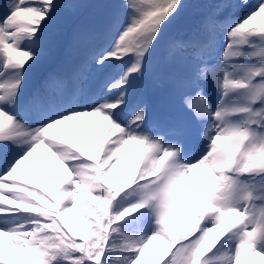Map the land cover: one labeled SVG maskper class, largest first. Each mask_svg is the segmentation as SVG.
<instances>
[{"label":"snow or ice","instance_id":"snow-or-ice-1","mask_svg":"<svg viewBox=\"0 0 264 264\" xmlns=\"http://www.w3.org/2000/svg\"><path fill=\"white\" fill-rule=\"evenodd\" d=\"M0 264H264V0L0 4Z\"/></svg>","mask_w":264,"mask_h":264},{"label":"trees","instance_id":"trees-1","mask_svg":"<svg viewBox=\"0 0 264 264\" xmlns=\"http://www.w3.org/2000/svg\"><path fill=\"white\" fill-rule=\"evenodd\" d=\"M0 1H2V0H0ZM82 15L85 16L84 11H82V12L76 17V23L78 22V18H79V16H82ZM172 34H173V35L176 34L175 31H173ZM61 55H63V57L66 59V55H65V51H64V46H61L58 50H56V51L53 53L51 59H46V60L42 63V65L39 67V72H38V73H39V74H40V73H46L48 70H47V69H44L43 67H44L45 64H48V63H53V67H52V68H53V71L57 70V68H58L59 66L62 65V61H61V58H60ZM153 99L156 100V99H158V97L153 96Z\"/></svg>","mask_w":264,"mask_h":264},{"label":"rangeland","instance_id":"rangeland-1","mask_svg":"<svg viewBox=\"0 0 264 264\" xmlns=\"http://www.w3.org/2000/svg\"><path fill=\"white\" fill-rule=\"evenodd\" d=\"M83 11L85 13V16L80 21L81 23L85 25H91V24H95L99 22L101 18V13L98 10L86 8ZM138 91H139V88H138ZM152 100L154 104L158 103V99L154 100L152 97Z\"/></svg>","mask_w":264,"mask_h":264}]
</instances>
